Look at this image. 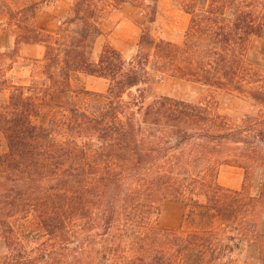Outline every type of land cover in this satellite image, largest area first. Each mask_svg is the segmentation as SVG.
I'll return each mask as SVG.
<instances>
[{"label":"trees","instance_id":"16d2710c","mask_svg":"<svg viewBox=\"0 0 264 264\" xmlns=\"http://www.w3.org/2000/svg\"><path fill=\"white\" fill-rule=\"evenodd\" d=\"M126 3L148 22L136 52L128 59L107 42L93 57L106 8ZM158 3L77 0L65 27L20 23L14 51L0 53V264H232L252 240L264 264V190L218 180L224 164L247 176L264 142L262 111L235 119L210 103L152 94L177 77L264 106V68L249 58L264 38V0H181L191 16L181 42L152 31ZM24 43L45 46L49 90L67 95L82 73L106 79L107 91H86L84 106L51 98L48 126L37 123L44 100L14 83L2 60ZM168 199L205 227L159 225Z\"/></svg>","mask_w":264,"mask_h":264},{"label":"rangeland","instance_id":"374dc122","mask_svg":"<svg viewBox=\"0 0 264 264\" xmlns=\"http://www.w3.org/2000/svg\"><path fill=\"white\" fill-rule=\"evenodd\" d=\"M77 0H3L0 8V53L13 52L19 24L33 23L47 32H57L67 25L68 18L73 15V7ZM205 0H200L203 5ZM34 16V18L32 17ZM190 14L182 6L181 0H159L158 15L152 25V31L159 37L181 42L184 39L190 22ZM11 21V23H10ZM104 34L97 40L93 50L96 57L102 46L109 42L118 48L126 58H131L137 50V44L142 30L148 26L145 13L131 3L121 7L108 6L102 16ZM74 25H72V28ZM45 46L40 43H24L19 46V52L12 58L2 59L6 66L11 65L7 74L16 84L26 86V92L39 96L44 104L41 115L36 122L48 126L51 112L46 107L51 98L61 102L66 97L78 106H84L89 101L90 94L105 92L108 81L102 77L79 74L73 79V90L67 95L51 91L44 84L43 58ZM249 58L257 67L264 68V38H255L252 42ZM84 92H83V91ZM153 95H168L195 103H210L221 113L237 119L244 113H259L262 111L264 127V106L243 96L228 93L226 90H210L197 82L169 77L156 83ZM254 160H246L248 172L235 163L224 164L220 168L218 180L227 187L241 189L244 185L250 194L258 196L264 190V142H255ZM5 147V141L0 139V152ZM256 149V150H255ZM232 156V155H231ZM234 164V165H233ZM264 204L258 205L262 211L260 229L264 233ZM187 208L183 202L168 199L164 201L158 217V224L175 229L203 228L199 220L190 221ZM230 233V232H229ZM232 264H261L259 245L254 240L247 242L245 248L234 251ZM94 264H104L100 259Z\"/></svg>","mask_w":264,"mask_h":264}]
</instances>
